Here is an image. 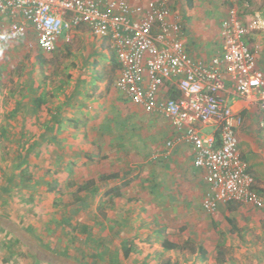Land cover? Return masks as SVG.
Segmentation results:
<instances>
[{"label":"rangeland","instance_id":"obj_1","mask_svg":"<svg viewBox=\"0 0 264 264\" xmlns=\"http://www.w3.org/2000/svg\"><path fill=\"white\" fill-rule=\"evenodd\" d=\"M169 2L182 24V37L190 41L192 49L204 58L213 54L219 21L229 6L227 0H193L191 6L185 0ZM249 4L264 11V0H250ZM69 43V49L61 45L42 51L30 31L25 37L6 41L8 51L0 52V217L22 229L29 226L38 243L58 252L66 249L82 262L89 260L91 253L104 250L97 264H195L188 245L192 243L195 247L207 244L210 262L219 247L224 264H264V208L246 206L232 224L218 216V210L203 213L202 223L192 222L184 228L167 216L168 209L159 210L160 220L145 224L140 232V197L145 194L140 191V142L130 138L123 153L115 154L119 144L106 145L110 137L95 139V129L87 126L100 117H94L92 104L84 114L86 102L92 101L84 96L83 102L63 104L62 94L75 91L79 96L91 91L88 96L100 97L111 92L114 100L123 101L118 105L124 110L128 107L137 112L121 116L127 118L129 128H138L139 135L140 108L114 89L117 60L109 59L103 49L97 57L92 51L86 57L95 42L87 44L92 47L89 50L80 38L73 37ZM91 57L95 67L90 65ZM80 62L85 64L77 66ZM82 75L86 83L80 82ZM73 80L77 81L76 90ZM68 115L74 117L68 124L50 127L49 122L61 123ZM28 121L33 123L28 125ZM256 122L259 125L258 119ZM261 128L254 142L264 174ZM210 130L207 126L203 132ZM101 173L117 176L76 190ZM256 182L264 198V179L256 177ZM113 185L121 196L111 203L103 192ZM94 188L97 192L91 193ZM200 237L204 239L200 241ZM163 239L175 242L178 249H163ZM125 248L129 249L127 256ZM0 264L52 263L37 260L28 246L0 226Z\"/></svg>","mask_w":264,"mask_h":264},{"label":"built area","instance_id":"obj_2","mask_svg":"<svg viewBox=\"0 0 264 264\" xmlns=\"http://www.w3.org/2000/svg\"><path fill=\"white\" fill-rule=\"evenodd\" d=\"M0 13L9 19L6 37L31 31L47 52L61 39L69 41V31L80 26L106 39L118 62L114 87L145 112L168 120L175 135L167 147L175 142L190 146L192 165L204 184L202 210L213 214L229 202L264 208L256 178L239 154L237 129L243 117L225 93L227 75L240 99L264 111V72L257 66V46L249 41L264 32V13L231 5L219 23L217 50L205 58L188 51L169 0H0ZM167 80H173L177 95L159 94Z\"/></svg>","mask_w":264,"mask_h":264},{"label":"crops","instance_id":"obj_3","mask_svg":"<svg viewBox=\"0 0 264 264\" xmlns=\"http://www.w3.org/2000/svg\"><path fill=\"white\" fill-rule=\"evenodd\" d=\"M227 2L229 6L227 7L225 13L220 18V20L226 16L228 8L234 4H238V6L244 8L245 11H259L264 13V11L252 9L249 4L250 0H227ZM8 21V17L0 13L1 53L8 51L6 41H9L10 38L6 37V35L4 34V29ZM73 37L77 39H82V41L85 42L83 44V47L85 49L87 48L88 50L92 47L87 44H89L90 42H92L93 44L95 42V44L93 45L97 49L94 50L93 47L92 50L90 49L89 51H86V57L91 51L92 55L94 53L97 57L98 54H101L99 51L103 49V51L106 52L110 59V47L106 39L93 36L85 26H80L69 31V41H64L62 39L59 40L56 45V48L63 45L65 49H69V42L71 41V39H73ZM217 37H219V26L217 30ZM183 40L185 41L187 49L192 56H203L201 52H197V49H192L193 46H190V41H187L184 38ZM249 41L251 45L257 46V66L264 72V32L252 35L249 38ZM196 43L194 42L192 44L197 45L198 43ZM201 44L200 46H202ZM217 47L218 40L216 50ZM93 63H95V61L94 58L91 57L90 65L94 66ZM83 64L85 63L80 62L76 65L83 66ZM84 77L85 76L83 75L81 76V83H83V81L86 83V79ZM225 78L227 80L225 92L227 103L231 105L235 111H238L243 117V122L241 126L237 129L238 149L240 157L246 164L248 170L255 176V178L257 177L264 179V174L260 172L263 168L262 164L260 163L262 162V160L258 156V154L261 153L258 151L257 145L254 142L255 135L257 134L256 131L261 128L260 126H262L261 122L264 117V111L258 104L248 103L246 100L240 99L236 95L232 83L227 75H225ZM76 82V80H73L72 83L73 88L75 90L78 87H75ZM86 85L87 84H85V86ZM114 89L120 94H122L116 88ZM90 93L91 91H89V93L85 91L84 93H81V95L77 96V93H75V91H72V94H62V99L64 100L63 104H65L66 101H71L72 103L83 102L84 96L88 97L89 101H92L91 103L86 102L84 107L86 111L83 112L84 114L88 112L89 107L92 104L96 110L94 117L97 115L100 116L97 121L91 120L92 123L90 125H87L88 127L95 129V139L100 138L102 136L107 138L110 137V139L107 141L108 144L106 145L111 146L118 145L119 141L124 143L123 146H125L126 143L130 141V138H132L136 142H140V191L143 194L145 192L144 197H140V212L143 213H140V232L143 228H145V224L152 223L154 225L155 220H160L161 214L159 210L168 209L170 213L167 216H170L171 218L176 220L178 222L177 226L182 225L183 228L187 225H192V222L198 223V221H203L202 215L200 214L205 213L201 207V197L203 193L204 184L200 179V170L194 168L192 165V151L187 143L175 142L172 146H166V141L173 138L175 135V129H173L168 120L156 112H145L141 106L137 105L140 108L139 135L138 128H129V125H127L129 123L126 121L127 118H122L123 116H121L125 113L126 116H128V114L130 116L131 113L132 115H134L135 113H137L134 108L127 107L125 108L126 110H124L123 106L118 105L119 102L123 101L116 99L114 100L111 97V92H105L100 97L88 96ZM159 94L164 96L177 95L178 90L173 80L165 81V83L159 89ZM123 97L125 98L124 95ZM123 111L125 112L123 113ZM67 118L69 119L64 121L60 120L61 123H59V121H51L49 122V124H61L59 126L63 127L66 125V123H69L70 118L74 117L68 115ZM90 118H92V115H90ZM257 119L259 121V125H257ZM27 123L29 125L33 122L28 121ZM52 125L50 127H52ZM194 126L200 129L201 131H203V129L207 127L201 125L200 123H194ZM129 129L133 131H130ZM261 131L262 132L258 134L264 135V126H262ZM134 141L132 142L134 143ZM119 147L120 150L115 151V154L119 151L120 154L123 153L122 145H120ZM246 206L253 207V205L249 203L241 202H229L226 204H220L217 209L218 216L221 215L227 222L232 224L235 215L245 209ZM143 217L146 219H144ZM246 217L250 216L248 215ZM207 224L208 223L206 222V227ZM203 239L204 237L199 238L200 241ZM205 245L207 244L202 245L205 250L204 254L198 255L192 253V256L196 259L195 264H219L215 261V257L217 255V250L219 249V247L216 249L214 261L210 262V260H208V247H206ZM176 249H178V247ZM260 254L261 253H259V255ZM224 262L225 261L223 260L222 264H224ZM189 263L192 264V261H190Z\"/></svg>","mask_w":264,"mask_h":264},{"label":"trees","instance_id":"obj_4","mask_svg":"<svg viewBox=\"0 0 264 264\" xmlns=\"http://www.w3.org/2000/svg\"><path fill=\"white\" fill-rule=\"evenodd\" d=\"M185 2L188 6H191L192 4V0H185ZM110 59L116 60L115 53L111 48H110ZM93 65L95 67V63H93ZM54 119H57V118L54 117ZM120 145H122L123 147L124 143L119 141V146ZM116 176H117L116 173H101L100 175H98L96 179L88 180L86 183L87 185H81L76 190L86 189V187L89 188L91 185H94L97 181L112 180L116 178ZM94 192H97L96 188L92 189L91 191V193H94ZM103 196L104 198H106V200L111 201L113 200V198L121 196V191L117 187H115V185H113L111 187H108L103 192ZM0 226L3 229L14 234L16 236V239L20 241L22 244H25L26 246H28L30 250L34 252L35 258L39 261L41 260V261H45V262L52 263V264H97L100 256L102 257V255L105 254L104 250H100V253H97V254L91 253L89 260L86 259L84 262H82L81 260L78 259L77 256L76 257L70 256L66 249L58 252L52 249L51 247H49V245L47 244H42L40 242L38 243L37 238L34 237L32 230L29 226L22 229L15 222L7 218H4V217L3 218L0 217ZM160 245L162 246L163 249H166V250L177 248V244L175 242L169 241L167 239H163ZM188 245H189L190 251L193 254H198V255L204 254L205 250L202 247V245L198 244L196 245V247L192 243ZM128 253H129V249L125 248L124 256H127ZM223 255H224L223 250L219 248L217 250L215 261L219 264H222Z\"/></svg>","mask_w":264,"mask_h":264}]
</instances>
